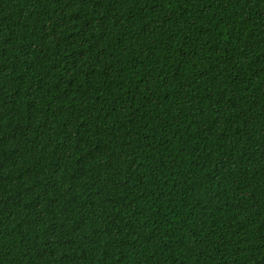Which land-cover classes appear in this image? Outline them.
I'll return each mask as SVG.
<instances>
[{
	"label": "trees",
	"instance_id": "obj_1",
	"mask_svg": "<svg viewBox=\"0 0 264 264\" xmlns=\"http://www.w3.org/2000/svg\"><path fill=\"white\" fill-rule=\"evenodd\" d=\"M0 264H264V0H0Z\"/></svg>",
	"mask_w": 264,
	"mask_h": 264
}]
</instances>
